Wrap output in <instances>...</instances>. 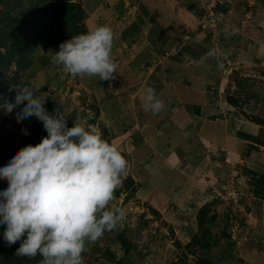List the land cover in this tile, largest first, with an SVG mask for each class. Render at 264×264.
I'll list each match as a JSON object with an SVG mask.
<instances>
[{
	"label": "rangeland",
	"instance_id": "1",
	"mask_svg": "<svg viewBox=\"0 0 264 264\" xmlns=\"http://www.w3.org/2000/svg\"><path fill=\"white\" fill-rule=\"evenodd\" d=\"M21 1L12 12L25 20L31 61L24 70L0 65L8 80L0 96L11 101L10 86H37L49 113L64 114L68 127L95 128L129 162L110 202L124 217L86 242L85 264H264V196L255 193L264 175V0H222L219 13L218 0H76L87 32L113 29L110 81L73 77L51 62L61 42L35 8L61 0ZM10 5L0 4V15ZM212 48L227 57L201 62ZM147 87L164 101L159 114L141 107ZM21 107L0 109V168L47 135L35 116L17 121ZM7 184L0 179V191ZM5 227L0 264H39V255L15 254L20 241L7 246ZM201 237L207 247L194 241Z\"/></svg>",
	"mask_w": 264,
	"mask_h": 264
},
{
	"label": "clouds",
	"instance_id": "2",
	"mask_svg": "<svg viewBox=\"0 0 264 264\" xmlns=\"http://www.w3.org/2000/svg\"><path fill=\"white\" fill-rule=\"evenodd\" d=\"M114 39L110 26H98L61 42L51 62L73 77L110 81L118 70L112 54ZM221 57L227 53L212 48L201 62ZM9 91H15L13 100L0 96L4 114L23 105L15 113L17 121L35 116L47 135L36 145L20 148L0 168V179L8 181L0 191L3 239L7 246L20 241L15 254L29 259L39 255V264H85L86 242H96L124 217V211L110 202L122 186L129 162L95 128L68 127L64 114L49 113L37 86L18 84ZM141 107L156 115L165 104L153 87H147Z\"/></svg>",
	"mask_w": 264,
	"mask_h": 264
},
{
	"label": "trees",
	"instance_id": "3",
	"mask_svg": "<svg viewBox=\"0 0 264 264\" xmlns=\"http://www.w3.org/2000/svg\"><path fill=\"white\" fill-rule=\"evenodd\" d=\"M221 1L222 0H218L213 8V10L217 13L220 11ZM8 3L10 5L8 0H0V4ZM21 4V0H16L15 6L10 5V7L3 11L0 15V44L6 48V52L4 54L0 53V65L9 66L13 62H16V64L19 66V70H24L29 67L31 61L29 52L26 49L27 44L22 39V31L26 29V23L24 22L25 20L21 19L18 15H14L12 12L17 7H20ZM37 4L40 5L38 2ZM42 9V6H36L35 11L36 13L44 12L45 14L49 15V20L51 23V35L58 41L63 42L66 39H70L78 32H81V34L87 32L81 24L84 18L85 10L80 2L76 0H61L60 3L54 7H51L50 4H47L46 10ZM200 9L201 14H208L206 8L204 9L200 7ZM195 19L198 20V18ZM1 23L4 25H1ZM7 83L8 80L2 79L0 77V84L7 86ZM228 99L232 104H239V99L235 98L234 96H229ZM5 119L8 118L5 117ZM10 121L14 125L18 124V122L13 121L12 119H10ZM256 121H259V119L256 118ZM262 177V179H259L262 184L259 183V187L255 191L256 195L259 197L264 196V175ZM130 183L132 184L133 180H131ZM120 192L121 190L117 189L115 194L119 195ZM155 212L158 213L157 211ZM204 212L205 211L201 213L200 218L201 216L205 217ZM203 239L204 237L195 238L194 241L200 243L201 247H207L208 243L202 242Z\"/></svg>",
	"mask_w": 264,
	"mask_h": 264
}]
</instances>
